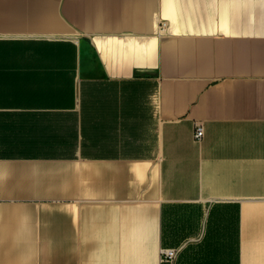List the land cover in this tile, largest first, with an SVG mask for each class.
Listing matches in <instances>:
<instances>
[{
    "label": "crops",
    "instance_id": "1",
    "mask_svg": "<svg viewBox=\"0 0 264 264\" xmlns=\"http://www.w3.org/2000/svg\"><path fill=\"white\" fill-rule=\"evenodd\" d=\"M163 248L264 264V0H0V264Z\"/></svg>",
    "mask_w": 264,
    "mask_h": 264
},
{
    "label": "built area",
    "instance_id": "2",
    "mask_svg": "<svg viewBox=\"0 0 264 264\" xmlns=\"http://www.w3.org/2000/svg\"><path fill=\"white\" fill-rule=\"evenodd\" d=\"M168 24L165 21H159L158 29L161 33H165L167 30ZM204 135V130L201 125H198L195 129L194 137L197 140H200ZM177 255V250L172 248H163L160 251V260L161 263H168L172 264L175 260V257Z\"/></svg>",
    "mask_w": 264,
    "mask_h": 264
},
{
    "label": "rangeland",
    "instance_id": "3",
    "mask_svg": "<svg viewBox=\"0 0 264 264\" xmlns=\"http://www.w3.org/2000/svg\"><path fill=\"white\" fill-rule=\"evenodd\" d=\"M202 211V209H199V212H201Z\"/></svg>",
    "mask_w": 264,
    "mask_h": 264
}]
</instances>
